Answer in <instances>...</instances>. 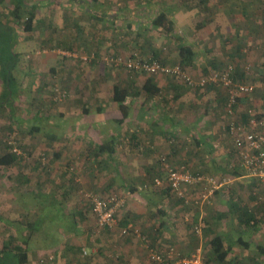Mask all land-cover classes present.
<instances>
[{"label":"crops","instance_id":"0c3cea01","mask_svg":"<svg viewBox=\"0 0 264 264\" xmlns=\"http://www.w3.org/2000/svg\"><path fill=\"white\" fill-rule=\"evenodd\" d=\"M239 1L27 0L26 4L34 15V30L29 34L33 35L38 45L36 48L43 52L33 55L28 69L21 68L24 74L22 83L15 86L23 90L20 100L24 103L29 100L26 95L32 94L28 93L30 89L46 88L44 76L57 82L56 86L60 85L61 90L68 89L69 96H61L54 91L49 98L35 96L49 109V112L38 114L45 127L34 124L23 130L31 128L28 133L31 136L48 137L44 140L50 144L56 161L46 167L38 159L24 167L26 170L17 176L31 181L33 188L27 186L25 192L12 193V205H0L3 215L11 213L14 208L21 209L23 214L35 209L41 216L52 215L53 221L59 224V231L70 235L65 236L66 241L59 249L63 251V260L71 264H160L150 258V247L160 251L176 247L185 255L201 248L211 264H264V255L257 251L258 248L264 250V222L256 229L245 231L239 226V220L237 223L231 218L233 215L227 206L230 200L238 203L246 200L238 197L233 185L249 182L247 179L252 183V178L243 175L233 177L229 183H232V189H221L204 202L200 200L197 189L184 187L187 195L181 198L153 187L155 177L167 175L162 162L164 157L172 168L185 164L195 172L212 176L223 175L233 167L238 173L243 172L233 154L238 150L228 133L230 117L225 107V90L211 86L189 88L174 77L143 73L144 77L138 78L139 74H133V78L129 74L130 80L113 81L112 93L107 94L108 83L105 72L100 73L101 67L97 70L99 73L91 78L86 65L55 53L62 49L96 54L98 63H94L95 66L102 65L99 59L108 54H136L146 59L158 55L165 63L175 65L181 62L180 49L189 47L194 55L185 70L203 71V75H207L221 69L228 59L235 64L230 57L219 60L225 41L227 48H232V54L236 55L238 26L243 23L252 25L247 31L250 35L260 22L259 8L264 15L263 0ZM28 2L33 3L29 5ZM160 13L172 17L174 38L164 36L151 25L153 18ZM238 40L241 44V39ZM260 56V53L256 54L254 60L263 64ZM237 72L236 67L235 77ZM87 75L90 78L85 79ZM148 83L160 89L159 95L150 96L145 92ZM115 87L128 92L125 105L129 112L125 119L113 98ZM7 94L0 79V108L16 103L20 95L14 93L8 100L2 99ZM250 100L242 101L238 120L246 119L239 115L245 112L243 102ZM17 120L24 119L17 117ZM22 125L7 123L0 128H13L7 129L10 133ZM47 143L44 147L48 146ZM21 162L19 160L8 168L0 167L15 171L25 164ZM32 167L35 168L34 173ZM10 175L7 180L14 177ZM32 175L39 176V179L33 181ZM43 177L44 181L41 180ZM6 178L0 182L7 184ZM43 187H51L47 193V198H53L51 207L45 202L36 203L45 199L38 193V189ZM90 191L103 197L112 193L118 195L122 207L117 211V218L123 224H134L141 235L123 236L122 225L96 233L93 208L85 196ZM237 212L235 218H238ZM259 213L264 217V211L260 209ZM222 214L225 216L221 219ZM74 217H78V222ZM87 218L88 223H80ZM203 221L205 231L198 239L194 227ZM28 226L23 228L29 229ZM43 230V225L39 224L34 234H42L39 232ZM80 230L85 232V237L75 236L74 233ZM242 235L249 248L241 244L239 239ZM36 237L41 242L40 246L45 245L42 235ZM215 237L222 240V251L226 253L223 261L218 260L210 245ZM84 249L89 252L88 256L82 254Z\"/></svg>","mask_w":264,"mask_h":264},{"label":"rangeland","instance_id":"374dc122","mask_svg":"<svg viewBox=\"0 0 264 264\" xmlns=\"http://www.w3.org/2000/svg\"><path fill=\"white\" fill-rule=\"evenodd\" d=\"M144 1V0H141ZM241 3H243V0ZM239 1V3H240ZM33 3V2H32ZM32 3H29V5H31ZM12 9H13V4L10 2V0H6L4 2V4L1 6V18L3 23L8 24L10 26H12L15 29V33H10V36H7L9 38V41L13 44V49L16 52L17 56H18V67L16 66V68L14 69V75L17 78V80L13 81V87L12 90L15 94H20L17 99H16V103H10L7 105H4V108H0V117L3 119L0 120V126L3 124H13V125H18L21 123L23 124L22 127L18 128V129H14L12 130L10 133L7 129H13V128H7V127H1L0 128V156L7 150V146H10L12 149L13 148H17L19 151H21V155H20V161L21 164L20 168L15 169L14 170H6L0 167V181H3V178L8 177L10 174L13 175L14 177H12L10 180L6 178V182L7 184H4L2 182H0V205H4L2 207H9L10 205H12V193L14 195L19 194L20 191H26V188H28L27 186H29V188H33V184L31 181H28L24 179V177H18L17 175L20 174V172H24L26 169L24 167L31 165V163L36 162L38 159L41 161V163L46 167H50L51 165H53V162L56 161V157L53 154V151L50 147V144L47 143L44 139L48 138L45 136H31L29 133V131L31 130V128H29L27 131L23 130L24 128H28L30 126L35 125H41L44 126L43 122L41 119L38 118V116L42 115L43 112H49V109L45 107L46 104H44L42 102L41 99H37L35 98L36 95H41L44 98H49L52 95V92H56L57 94L60 93L61 96H69V90L64 88L62 91L60 88H62L60 85H58L59 87H57L56 85L58 84L57 82H53L52 78H49L48 76H44L45 81L47 80V87L46 88H42V90L40 88H34V90L30 89L28 90V93H31V95H26L27 98H29V100H27L26 103L23 102V100H20L22 98V92L21 89L16 88L15 86L19 87V85L22 83V77H23V73L21 72V68H25L28 69L30 63L33 61L32 57L33 55H37L38 52L42 50L37 49L36 47H38V45L34 42V37L32 34H29L27 32L24 31V27L23 24L22 26L16 25L13 17H12ZM31 7L27 6L25 7L24 11L22 12V21H26L27 18L32 17L31 15ZM259 15L261 16V18L259 19L260 22H257V24L255 25V31L252 30V34L247 32L249 30L250 27H252V25H250L249 23H243L242 25H239V32H237L238 34V38L236 40V44H239V46L237 47L238 51L237 54L234 55L232 54V48H227L226 46V41H225V45L224 48L225 49H221L223 54L221 55V57L219 58H226V57H230L235 61V65L238 69V72L236 74V79L240 80V81H250L256 84L257 86V90L256 93L252 96L251 100L249 102H244V107L245 109L249 106V105H255L256 108L260 111H262L264 109V95L260 89V83L261 81H263V76H264V63L259 64L258 61L256 62V60H254V57L256 56V54L260 53L261 56L260 58L262 60H264V39L262 41H260L259 39L264 37V15H263V11L262 8H259ZM41 13V11H40ZM241 14V12H240ZM44 17H42L41 19H43ZM254 28V27H253ZM244 35H246L244 37ZM241 39V44L239 43V40ZM35 45V46H34ZM36 49V50H34ZM33 50V51H32ZM62 49H57L55 51V53L59 54V51ZM63 51H67V50H63ZM34 52V53H33ZM51 52V51H49ZM53 52V51H52ZM80 53V52H79ZM89 53V52H86ZM92 53V52H91ZM81 54H85V53H81ZM85 55H92V54H85ZM136 55V54H134ZM61 56V55H60ZM109 56H132V55H123V54H108ZM140 58L146 59L144 57H142L141 55H137ZM64 57V56H61ZM103 58V57H102ZM65 59L69 60L70 57H65ZM72 60V58L70 59ZM74 61H78L83 63L84 65L87 66V68L90 69L91 72L90 73V77L93 78L94 76H96L99 72L97 70H100L99 67H101L102 69L100 70V73L105 72L106 74V80H107V94H111L112 90H113V81H120L122 80H130V75L133 76L135 74H139V76H142L143 73H134V75L132 73H129L124 67H119L116 68L114 65H106L101 63V58L99 59V63L96 66L92 64H88V63H84V61H81L79 59H73ZM167 65L170 66H178L179 64H168L165 63ZM95 67V69H92L93 66ZM221 65V64H219ZM180 66V65H179ZM249 67V68H248ZM92 69V70H91ZM218 69V68H217ZM185 70V69H184ZM191 77H193L194 79H199L200 77L203 76L204 72L200 71H193L190 70L187 71L185 70ZM208 70H206L207 72ZM27 73V72H26ZM41 75V74H39ZM163 76V75H162ZM165 76V75H164ZM200 76V77H198ZM88 75L85 76V79L90 78ZM121 80V81H122ZM182 83V82H180ZM185 83H183L184 85ZM115 86V85H114ZM186 86V84H185ZM188 88V87H187ZM190 88V87H189ZM24 89V88H22ZM32 90V91H31ZM7 92V91H6ZM6 94V93H5ZM8 95V94H7ZM7 95H5L2 99H9V96L7 97ZM38 97V96H36ZM34 98L36 101H34ZM2 101V100H0ZM44 106V107H43ZM20 111L23 113H20ZM40 114V115H38ZM17 117H20L22 119H24L23 121H19L17 120ZM6 119V120H5ZM25 119L27 120V124L25 123ZM223 124V123H222ZM45 127V126H44ZM27 134V135H25ZM13 141V144L10 145L9 142ZM47 143L48 146L44 147V144ZM38 146V147H37ZM37 147V151L34 150V148ZM38 154V155H37ZM233 154L238 158L237 159V165L240 166V159H239V153L237 151H233ZM41 155V156H40ZM39 157V158H38ZM166 158V157H164ZM167 159V158H166ZM235 165H236V160H235ZM169 164V163H168ZM185 165V164H184ZM170 166V165H168ZM187 166V165H185ZM42 167V166H41ZM188 167V166H187ZM189 168V167H188ZM33 171L32 173H34V167H32ZM38 169V168H36ZM50 169V168H49ZM48 169V170H49ZM191 169V168H190ZM231 169V168H229ZM228 169V170H229ZM38 171V170H36ZM44 170H42L43 172ZM47 171V170H46ZM15 172V173H13ZM19 172V173H18ZM10 173V174H9ZM41 173V171H40ZM39 172H37V174H40ZM240 173V172H239ZM230 170L223 174V175H213L214 177L217 178H229L231 180H233V176H230ZM240 176L244 175V171L242 173L239 174ZM32 180L34 181L35 179H39V176H35L32 175ZM14 178L15 181H12ZM49 178H46V182L50 181L48 180ZM42 181H44V177L41 179ZM249 182H241V183H236L234 184V188L236 187V191H238V197H241L246 200L243 199L241 200V203L245 204V203H249L250 209L254 208H260L262 211H264V205H262V203L264 204V201H262V197L264 196V190L261 186L258 185V182L255 181L253 179L252 183H250V180L247 179ZM12 181V182H11ZM23 182H25V184H22ZM45 185V184H44ZM49 185V184H46ZM232 183L226 185L224 188L226 190H230ZM51 187H43V188H39L38 189V193L40 196L44 197L45 199H42L41 201L37 200L36 203L38 202H45L46 206L51 207L53 204V198H47V193L49 192ZM222 188V189H224ZM154 190V189H153ZM156 191V190H155ZM199 190L197 189L196 192H198ZM158 192V191H156ZM29 193V192H27ZM96 193V192H95ZM114 195H116L115 193H112ZM111 194V195H112ZM118 196V195H116ZM29 197H27L26 199L24 198L25 201H27ZM23 200V201H24ZM17 202V201H16ZM33 202V201H32ZM254 203V206L253 204ZM34 205V203H32ZM91 204V203H90ZM48 207H46L45 209H48ZM190 208H194L193 206H189ZM12 209V208H11ZM259 210V209H258ZM260 211V210H259ZM3 208L0 209V215L2 218V221H0V238L1 240H8V238L10 237V235L14 236L17 238V240L19 241H27V248H28V253L30 254L31 257V261L28 264H66L68 261H64L63 257H62V253L63 251H61V248L59 249V246L63 245V243L66 241L65 236H67V232H61L59 231L58 228V223H55L53 220V216L52 215H48L46 217L41 216L38 212L35 211V209L33 211L28 212V214H23L21 213L22 210H16L15 208L12 209L11 213H6L4 216L3 215ZM95 218V217H94ZM232 219L236 220L235 216L231 217ZM63 221H66V218H62ZM92 218L90 217V221ZM261 219V220H260ZM76 222H78V217H76L74 219ZM88 218L85 220L80 221V223H88ZM260 223L264 222V217L262 215H260L259 217ZM94 226L97 223V220L95 218V221L93 222ZM259 223V224H260ZM39 224H42L44 227V230L42 232V234H34V229L35 227L39 226ZM27 225H29V229L27 228H23L24 226L27 227ZM93 226V229H94ZM30 231V232H29ZM95 233V232H94ZM97 233V232H96ZM75 236L77 237H85L86 234L83 231H76ZM93 234V233H92ZM42 235L43 236V241L45 243V245L40 246L41 242L39 241V238L36 236ZM68 237H70V235L68 234ZM82 237V238H83ZM94 238V237H93ZM40 246V247H39ZM1 248V247H0ZM89 253V252H88ZM89 255V254H88ZM53 256L55 259L53 261L49 260V257ZM182 256H185V254H182ZM64 261V262H63ZM67 264H71L70 262H68Z\"/></svg>","mask_w":264,"mask_h":264},{"label":"built area","instance_id":"2783aa9c","mask_svg":"<svg viewBox=\"0 0 264 264\" xmlns=\"http://www.w3.org/2000/svg\"><path fill=\"white\" fill-rule=\"evenodd\" d=\"M38 54H41V51ZM59 55L79 59L88 64L98 61L96 54L85 55L78 51L60 50ZM101 60L106 65H114L116 68L124 67L132 74L147 73L174 77L183 81L190 88L204 89L210 86L223 88L226 93L225 107L230 117L228 133L238 150L240 167L246 177L257 181L258 185L264 190V109L259 111L255 105H249L244 114L239 115V117L244 115L246 119L243 121L238 120L237 114L242 101L252 98L256 93L257 86L253 82L240 81L235 78L236 66L231 59H228L221 69L211 71L199 79L191 77L179 65L170 66L160 60L143 59L137 55L105 56ZM260 89L264 92V76L263 81L260 83ZM9 144L12 145L13 141H10ZM13 151L17 155L22 154L17 148H13ZM162 162L167 169V175L166 177H156L153 180V187L163 193H175L181 198H185L187 195L184 187H190L199 190L202 202L207 201L231 181V179L225 177L217 178L195 173L185 165L172 168L167 165L166 158H163ZM85 196L91 203L96 216L98 233L102 229H114L118 224L117 211L122 207L121 199L116 195L102 197L93 191L87 192ZM261 199L264 201V196ZM187 203H189L188 200ZM197 203H199V200H197ZM205 226L204 221L195 225L194 233L198 238H202ZM121 233L123 236L141 235L140 230L133 227V225H128ZM88 254V251L84 249L83 255L88 256ZM149 255L153 261L160 264H207L201 248L193 251L190 256H182L176 247H171L165 251L150 247ZM54 259L53 256L49 257L50 261Z\"/></svg>","mask_w":264,"mask_h":264},{"label":"trees","instance_id":"16d2710c","mask_svg":"<svg viewBox=\"0 0 264 264\" xmlns=\"http://www.w3.org/2000/svg\"><path fill=\"white\" fill-rule=\"evenodd\" d=\"M5 1L6 0H0V18H1V6L4 4ZM10 2L13 4V9L11 12H12V17H13L15 24L19 26H22L23 24L24 31L27 33H31L34 30V20H33L34 15L31 13L32 17L28 18L26 21H22L23 20L22 12L24 11L25 7H27V4H26L27 0H10ZM151 25L158 28L161 34H163L164 36L170 37V38L175 37L174 22L170 15L166 13L158 14L156 17L153 18ZM10 33H15V29L12 26L3 23L2 19H0V79L5 86V90L8 92L7 97L8 96L10 97L14 94L12 90L13 81L15 77L14 69L16 68L17 63H18V56L13 49V44L9 41V38L7 37L11 35ZM193 55H194V52L189 47H182L180 49L181 62L179 65L182 67V69H185L184 67L189 66V64L192 61ZM151 59L160 60L163 63H165L161 59V56H158V55L154 56ZM94 63H98V62L95 61ZM145 92L148 93V95L150 96H156V95H159L160 89L157 87L155 88L151 86V84L148 83L145 86ZM127 96H128V92L126 89H120L118 87L114 88L113 98H114V101L119 105L120 111L124 119L127 118L128 112H129L128 107L125 105V100ZM19 159H20V155H17L16 153H14L13 149L10 146H7V150L0 156V166L5 167V168L14 166L19 162ZM195 173H200V172H195ZM200 174L208 175L205 173H200ZM223 174H225V172ZM230 174H231L230 176H233V177L240 176L239 175L240 173H238L237 169L234 167L232 168V170H230ZM209 176H212V175H209ZM160 177H163V176H160ZM232 202L233 201L230 200V202H228L227 204L228 212L234 216L236 215L235 212L238 211L237 212L238 218H236V220H237V223L239 220V226L245 231H250V230L258 228V225L260 223V220H259L260 208H257L254 210L255 207L250 209L249 203L243 204L241 202L240 203L235 202V201H234L235 203L234 202L232 203ZM262 205L264 204L262 203ZM224 216L225 215L222 214L220 218L222 219L224 218ZM226 216L228 217V214H226ZM228 218H230V216ZM0 221H2L1 215H0ZM120 225H122V228H121L122 230L126 228L128 225H133V227H135L134 224L132 223L123 224L118 219L117 226H120ZM94 229L97 232L98 230L97 223L94 226ZM103 230L104 229H102L101 231ZM204 231L205 229L203 230V232ZM239 240L244 247L246 248L250 247L249 243L245 242L243 235L240 237ZM27 243H28L27 241L17 240V238L12 235H10V237L6 241L1 240L0 238V247H1L0 248V264H28L29 255L27 251L28 250ZM210 245L212 246L213 251L216 254L218 260L223 261L226 253L222 251L223 243H222L221 238L215 237L211 239ZM257 251L259 253L261 252L264 255V250H262L261 248H258ZM202 253L204 255L203 250H202ZM82 254H83V251H82ZM191 254L185 255V256H190ZM204 259L207 264H211L210 261L207 260L205 255H204Z\"/></svg>","mask_w":264,"mask_h":264}]
</instances>
